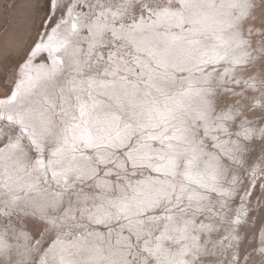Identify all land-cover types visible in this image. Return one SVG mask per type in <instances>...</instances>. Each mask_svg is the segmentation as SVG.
I'll return each mask as SVG.
<instances>
[{
  "label": "bare ground",
  "instance_id": "1",
  "mask_svg": "<svg viewBox=\"0 0 264 264\" xmlns=\"http://www.w3.org/2000/svg\"><path fill=\"white\" fill-rule=\"evenodd\" d=\"M199 2L207 3L209 0H199ZM227 2L228 0H216L217 4L224 3L226 5ZM86 4L90 7L89 3ZM166 8L172 12L182 11L186 16L193 15L196 12H202L209 16L228 19L226 15L228 9L226 7H218L215 10L181 9L180 6L172 5L166 6ZM122 10L125 9L122 8ZM122 10L120 8L117 9V6H115V8L110 6L98 9L97 13L99 17L95 14L96 19L92 21V18H88V16L83 19L80 17L78 18L75 9H71V16H73H68L70 23L68 21V24H63L61 21L58 27L50 33L48 39L46 36L39 44L48 45V47H42L39 51L35 49L36 54L35 56H30L27 67H25V64L20 67L18 84H20L21 81L24 82L21 85L22 93L18 96L15 104L4 103L0 105V113L8 114L21 109H28L33 112V115L37 117V119L30 123L35 128L37 135L32 139L36 140L34 147L41 155L34 163L30 172H22V169L28 164L27 159H24L27 152L24 151L25 149L22 147V142V151L19 148L9 147V145L15 143V137L10 134L11 140L9 145L4 149L0 147V203L15 209H23V206L31 207V205H34L39 213L45 212L50 205L56 207L65 200L63 195L66 191L63 189L68 190L73 186L76 180H73V177H81L86 180L90 176L96 174L100 169L97 165V160H99V162L103 160V164L106 166L117 160L115 164L120 168H125L124 166L126 163H124L125 161L123 158L118 159V154L112 151V149L116 150L117 148H105L103 146L100 148L86 147L79 139V132L75 134L72 133V125L80 124L81 128L88 127V124L82 123L80 119L72 120V116H79L78 103L80 102L88 105H95L91 115H86L82 120L92 124L93 130H101L100 134L106 138L101 141L102 145L112 143L113 138L118 136L124 137L126 133L130 131V129L124 127L126 124H130L133 128L136 127L137 123L147 124V116L144 115V113L147 112L153 103L157 105L167 104L170 107L179 108L182 113L183 123L174 121L172 124L165 125L166 131L162 128L147 126L137 129L136 132L138 134L140 132V135L134 140H131L135 135L133 134L131 138L125 140V144L120 147L130 145L128 150L131 151L128 152V157H150V160H146L144 163L137 161L136 165L148 166L151 164V168L153 169L166 163L165 160L161 159V156L167 152H180L187 158L182 161L183 167L177 169L176 173L171 176L164 174L163 169L159 171L161 174L156 176L150 172H146V170H129L128 172H134V174L142 172L144 176L143 178H139L141 176L130 178V176L127 175L125 182L130 189H126V183L120 181V195L118 196L114 193L106 195L100 194L98 196L99 200L104 203L97 209L105 213L100 212L95 215V219L93 217L90 218L92 223L96 225L103 224L105 227H112L115 226L111 224L113 222H118L117 225L119 226L131 222L128 228L131 229L134 227L135 231L138 232L141 230L137 229V224L145 222L146 218L150 217L151 213L149 211H153L152 214L154 213L155 215L160 214L158 211L156 212L158 209L156 207L158 205H165L161 200L162 198L172 202L168 207H175L176 204L180 202L182 196H191L195 197V199L198 197L200 198L202 194L201 191L197 190V185H199V187L203 185L201 187L204 189L215 187L219 192H223L222 182L226 178V174L223 169L221 155H227V153L234 148L232 143L235 142V139L233 136L221 137L220 132L217 133L214 131L216 127L212 125L213 121L210 118L211 106L205 113L204 105L205 100H209L210 103L212 100L210 97L212 91L210 83L212 80L210 79L211 75H209V73L213 71L220 62L214 58L215 54L210 51L214 43V40L210 39V37L213 36V28L217 26L212 25L211 21H209V26L201 27L198 25L194 30L190 31L189 29L193 28L191 24L178 26L175 19L164 20L158 16L152 17L150 21L142 17L140 23L133 20L131 21L132 24L128 25V21L125 20ZM105 11L109 12V15H107ZM160 11H157V13ZM110 14L114 16V19L110 17ZM125 14L128 16V12ZM103 16H105L106 21H104L105 18L103 19ZM71 24L86 29L92 25H101L103 28L102 33L97 34L91 31L93 38L95 37L96 40H100L102 36L105 37L104 32L108 29L112 30L111 32L116 38H124L125 42H127L126 44H131L136 53H133L134 51L127 47L122 53L119 52L116 54L115 60L110 57V59L113 60L112 65L122 68L120 65L122 62L120 61V57L122 58L121 60H125L123 61V65H125L128 62L126 61L127 58L125 57L127 55L125 54L130 53L134 57V62H138V65L133 66L134 64H132L133 60L131 58L132 62H130L124 70L135 71V68L140 67L142 72L144 71V75H147V78L141 81L136 78V80L134 79L135 82L133 80L126 82L127 80L123 81L124 79L122 76L120 80H110L93 74L87 76V59L89 60V57L87 56L88 58L85 57V59L82 57L83 54L81 51L83 47L81 43H77L81 35L79 33L80 29L72 34V39L76 42L75 48L79 52L76 59L79 60V67L81 69L80 72L74 71L73 68L69 67L72 63V58L69 56L71 46H69L67 50L60 46L64 36L72 33ZM83 25H88L89 27H84ZM145 29H147V31H145ZM49 37H52L51 41H49ZM87 41L91 43L90 50L95 49L93 48L95 43H93L92 40L89 41V38ZM115 42L116 41H114V43ZM96 49H98L97 46ZM239 51L240 50H236L235 52L231 51V54L224 61L229 65L233 57L239 54ZM43 52L48 54L51 62L44 61L40 64L36 61V58ZM151 60H153L158 67H155V64L153 65ZM206 61L212 62L209 63ZM91 66H93V64ZM161 68H163V70ZM108 69L107 71H111L109 74L113 75V67ZM53 70H55V76L49 78V74ZM182 71L186 73L178 76L177 72ZM227 71L229 70L227 69ZM235 71L237 70H234V72ZM133 72H131V74ZM232 74L233 73H231V75ZM106 76L109 77L108 75ZM70 80H74L77 86L71 96L67 93V87L69 86L68 82ZM86 81H93L94 83L89 87ZM205 89L209 90L208 95L204 93L203 90ZM197 93H199V95ZM76 97H79V101H77ZM8 98H3L0 101L6 102ZM65 99H70L71 103H65ZM60 100H62V106H60ZM111 100L116 103L117 106L121 105V100L129 101L127 104L122 103L124 106H129L128 110L126 108H121V112L116 111ZM50 107L54 108L55 111L52 112ZM62 108L65 111L62 112ZM41 112L51 121L47 130L40 127V119L38 117ZM124 114H130L133 117H131L133 121L137 123L134 124L129 119H124V121H122V115ZM112 115L119 117V119L113 121L110 119ZM202 115L204 118H201ZM173 124L175 127H173ZM15 127L16 126H11L12 129H15ZM177 127L184 130L183 138L179 140L170 139L173 136H181V133L176 131ZM201 127L216 140L215 144L218 147L217 150L211 151L208 148L205 149L206 147L204 146L207 142L202 139L203 136L201 137L198 135ZM220 127L222 129L228 128L224 130L223 133L227 134L231 131L229 127ZM66 128L69 130L66 131ZM7 132L9 131L6 129L3 131L0 130V138L5 137ZM121 134H124V136ZM161 134L165 137H169V139H164L163 143H161L160 138H150L154 136L159 137ZM154 141H158L162 146H157ZM169 144L173 145L171 150L168 148ZM48 147V152H46L45 150ZM86 148L94 149V152L98 155V159H95L92 154H89ZM58 150L59 154L53 156V153H56ZM48 153L50 154L49 160V156H47ZM213 158L219 161L220 167H213ZM188 159L193 160L192 165H188ZM38 161H43L45 167H40ZM131 162L133 163L132 160ZM112 167L113 166H109L107 168L108 173L116 171L115 169L113 170ZM133 168L135 167L133 166ZM185 168L190 169L192 179L185 177ZM53 172L57 173L55 178L52 176ZM45 177H53L55 182L61 187V193H57L54 189H50L49 187L42 188L40 186V180H43ZM197 178L199 182L191 185L192 180ZM97 179L100 186L115 188L111 184L112 180L101 176ZM160 188L165 189V191L158 195ZM174 194H176L177 199L173 196ZM154 201L155 203H153ZM121 202L124 203L123 210H121L120 207L114 206L120 205ZM0 209H2V207ZM146 213L147 216L145 218L140 216ZM172 214L173 213H170V215ZM159 218L158 216L157 219ZM157 219L151 221L148 226H156ZM97 220L102 221V223H97ZM146 223L147 222L143 223V225ZM89 234L93 235V238H90L88 235L90 239H81L82 242H80L77 247L67 243L65 238L57 239L51 252L41 255L40 259L46 260L48 264H54L55 261H59L61 255L66 258H71L76 261L77 264H122V258L127 259L125 255L127 252L123 251L121 248V245L126 244L125 241L118 239L116 243L113 241V244L107 241V248H105L97 241L99 237H103V231L93 228L89 231ZM120 235L124 236V232H120ZM165 235H168V233H165ZM94 239H96V241H93ZM0 245L4 246L0 249V252L5 247L9 246L8 248H10V246H12L11 240L1 228ZM85 245L91 253L90 256L85 257L83 254L79 255L80 250L84 249ZM161 245L165 247L161 250V252L165 253V256L159 258L172 261V258L166 254L168 248L165 243H161ZM146 247L150 248L151 246L146 245ZM69 253H71L70 257ZM172 262L177 261L173 259Z\"/></svg>",
  "mask_w": 264,
  "mask_h": 264
},
{
  "label": "rangeland",
  "instance_id": "2",
  "mask_svg": "<svg viewBox=\"0 0 264 264\" xmlns=\"http://www.w3.org/2000/svg\"><path fill=\"white\" fill-rule=\"evenodd\" d=\"M86 3H89L90 7ZM129 3H133V7H129ZM257 3H259V0H257ZM65 4H68L72 10L75 9L78 18L83 19L88 16V18H92V21H95L96 15L99 17L98 9L110 6L115 8L117 6V9H125L122 11L129 25L132 24L131 21L133 20L140 23L142 17L150 21L152 17L157 16L154 13L166 8V6H180V0H57V8L52 10L49 9L48 0H0V100L10 97L15 90L19 82L20 67L28 63L37 45L46 36L48 39L50 33L58 27L61 21L63 24H68V21L70 23L68 9L63 7ZM72 5L75 6L72 8ZM141 5H144V7H141ZM127 12L128 16L125 14ZM107 15H109V12H107ZM110 15L114 19V16ZM104 18L105 16H103ZM262 19H264V11L258 8L256 11V24L258 25ZM104 21H106V18ZM76 28V30L80 29L79 33L82 35L77 40V43H81L83 47L82 57L84 59L87 56L89 57V60L88 57L86 58L88 64L87 76L93 74L110 80H120L122 76L124 79L122 80H127L126 82L134 81L136 78L139 81L147 78V75H144V71L142 72L139 66H136L139 68H135L134 72L124 70L132 60L133 66L138 65V62H134V57L130 53L125 54L129 55L128 57L124 55L127 58L126 61H128L125 64L126 66L123 65L125 60H121V57L120 61L122 62L120 65L122 68L112 65L116 54L122 53L127 47L132 49L133 53H136L131 44H126L124 38H116L111 32L112 30L108 29L104 32L105 37L102 36L100 40H96L89 28L77 26ZM88 38L89 41L92 40L95 43L98 49L94 45L93 48L95 49L90 50L91 43L87 41ZM114 41L116 42L114 43ZM234 50L242 51H239L236 57L241 54L240 57H244L242 47L234 45L231 51L235 52ZM224 60H219V65L217 64V67L209 73L212 80L210 83L212 88L210 93L212 99L210 118L213 121L212 125L216 127L214 131L220 132L221 137L233 136L235 139V142L232 143L234 148L227 155H221L223 169L226 174V178L222 182L223 192H219L217 189L213 192L210 190L211 188L204 189L196 184L197 190L201 191L202 198L195 199L193 197L194 199H189L190 196H182L175 207H168L172 202L162 198L161 200L165 205L156 207L158 208L156 212L158 211L160 214L155 215L152 214L153 211H149L151 214L149 218H146L145 222L147 223L144 225L145 222L137 224V229L141 230L138 232L135 231L134 227L128 228L131 222L120 226L117 225L118 222H113L111 224L115 226L112 227H105L103 224L96 225L90 221V218L95 219V215L103 212L97 209L104 203L99 200L98 196L109 193L118 196L120 195L119 182L126 183L127 175L130 178L134 176L135 178L139 176H141L139 178H143L144 176L142 172L134 174V172H128L129 170H146L154 176L161 174L147 165H136L133 168V163L128 159V152L131 151L128 150L130 145L119 147L116 150L112 149L118 154V159L123 158L124 163H126L125 168L118 167L115 164L117 160L107 166L97 160V165L100 167L98 172L86 180L81 177H73L72 179L76 180L71 188L68 190L63 189L66 191L63 195L65 200L59 206L53 207L50 205L45 212L39 213L34 205H31V207L23 206V209H15L0 203V208L2 207L0 209V228L12 242L10 248H8L9 246L5 247L0 252V264H40L41 255L51 252L57 239L65 238L67 243L77 247L82 242L81 239L89 240L93 238V235L89 234V231L93 228L103 231V237H99L97 241L105 248H107V241L110 244H113V241L116 243L118 239L126 242V244L121 245L123 251L127 252L125 254L127 259L122 258V264H142V250L146 245L155 248L158 243H165L168 248L166 254L172 258V261L174 259L177 262L159 258L157 264H161V262H172V264H181V262L183 264H264V255L261 254V249L264 248V90L261 89L259 83L261 68L258 64L255 66L252 64L236 65L230 62L231 64L228 65ZM36 61L40 64L44 61L51 62L46 52L41 53ZM151 61L153 65L155 64V67H158L153 60ZM92 64L93 66H91ZM110 67H113L115 75L109 74L111 71H107ZM161 69L163 70V68ZM234 70L237 71L234 72ZM131 72L133 73L131 74ZM183 73L186 72H177L178 76ZM231 73L235 74L231 75ZM250 75L256 79L251 80ZM249 84L255 86L250 88ZM60 102V106H62V100ZM121 102L124 104L129 103V101L122 100ZM112 103L116 111L121 112V108L128 110V105L124 106L121 103L120 106H117L113 101ZM50 109L52 112L55 111L52 107ZM229 111L233 113V118L231 120L222 119L224 114ZM131 117L130 114H124L121 120L129 119L134 124L137 123ZM220 126L229 127L231 131L227 134L223 133L228 128L222 129ZM10 128L7 121H0V130L6 129L10 132H7L5 137L0 138L1 149L9 145L10 134L15 139L19 135L17 127L15 129ZM243 129H248L247 138L242 134ZM121 135L124 136V134ZM139 135L140 132L139 134L136 132L131 140ZM198 135L203 136L202 139L207 142L204 146L205 149L217 150L216 140L211 137L212 135L206 133L203 127L200 128ZM21 142L24 151L27 152L24 159H27L28 163L25 165L26 168L22 169V172H30L41 153L36 150L28 135L21 138ZM154 143L157 146L161 145L158 141H154ZM48 149L49 147L45 151L48 152ZM86 151L92 154L95 159H98L94 149L86 148ZM47 156H49V160L50 154L48 153ZM109 166H113V170L116 171L108 173L107 168ZM100 176L112 180L111 184L115 188L100 186L97 179ZM40 182L42 188L49 187L57 193L62 191L53 177H45ZM191 185H194V183ZM125 187L130 189L127 183ZM173 196L177 199L176 194ZM170 213L173 214L170 215ZM41 214L56 215L63 223L71 225V227H65L63 230L58 228L52 231H44L35 218ZM65 214L68 216V220H64ZM140 216L145 218L147 213ZM158 216L159 219H157ZM156 219V226H148L151 221ZM120 232H124V236H121ZM165 233H168V235H165ZM162 235L172 239L161 241L159 238ZM93 241H96V239ZM129 245H131V249H129ZM163 248L165 247L162 246ZM129 252H131V255ZM138 252L141 255H137ZM81 254L85 257L91 255L86 245L84 249L80 250L79 255ZM161 256H165V253L160 252L159 257Z\"/></svg>",
  "mask_w": 264,
  "mask_h": 264
},
{
  "label": "snow or ice",
  "instance_id": "3",
  "mask_svg": "<svg viewBox=\"0 0 264 264\" xmlns=\"http://www.w3.org/2000/svg\"><path fill=\"white\" fill-rule=\"evenodd\" d=\"M49 9H55L57 8V0H48ZM75 5H72L74 7ZM64 8L68 9V14L71 16V7H69L68 4L63 5ZM129 7H133V3H129ZM141 7H144V5H141ZM224 8L226 7L228 9V12L226 13L228 19L223 18H217L216 16H209L206 13L202 12H196L193 15H184L182 11L172 12L169 11L167 8L162 9L158 13H154L158 17H161L164 20H171L175 19L178 23V26H183L184 24H191L193 26L191 30H194L196 26L201 27H207L209 26V21H211L212 25H216L217 27L213 28V36L210 37V39L214 40V43L212 44L210 51L215 54V59L217 60H224L226 59L230 54L232 50V46L235 45L236 47H242L244 49V58L241 57H233L232 63L236 65H246V64H252L256 65L258 64L261 68V78L259 83L261 84V89L264 90V19L260 21V23L256 24V11L258 8H260L262 11H264V0H259V3H257V0H228L227 4L224 3L217 4L216 0H209L207 3H201L199 0H181L180 8L181 9H213L216 8ZM222 25V26H221ZM84 27H89L88 25H83ZM89 31H94L95 33L99 34L102 33L103 28L101 25H92L89 27ZM76 32V26L75 24L72 25V33L65 35L63 40L61 41V47L64 49H68L69 46H71V51L69 52V56L72 58V63L69 65V67L73 68L74 71L80 72L81 69L79 67V60L76 59L78 57L79 52L75 48V41L72 39V34ZM52 40V37H49V41ZM42 47H48V45H37L36 50L39 51ZM36 52L33 51L32 55L35 56ZM206 62H212V61H206ZM25 67H27V64H25ZM115 75V72L113 73ZM55 76V70H53L49 74V78H52ZM251 80H255L256 78L254 76L249 77ZM24 82L21 81L20 84L16 85L15 90L11 93L8 100L0 101V105L4 103L8 104H15L17 102L18 96L22 93L21 85ZM88 83V86L91 87L93 81H86ZM67 87V93L69 96L76 90V84L74 80H70L68 82ZM250 88L254 87V84L248 85ZM63 91V89H62ZM206 95L209 94V90L205 89L203 90ZM199 95V93H197ZM77 101H79V97H76ZM65 103L70 104V99H65ZM205 113L207 112L208 108L210 107V101L205 100ZM95 105H88L85 103H78V111L79 116H72V120H78L80 119L82 123L88 124V127L81 128L80 124L72 125L71 131L73 134L79 132V139L81 143L86 147H105V148H119L121 145L125 144V140L130 139L133 134L136 133L137 129L144 128V127H158L162 128L166 131L165 125L172 124L174 121L183 123L182 120V113L180 112L179 108L177 107H170L167 104L163 105H157L153 103V105L147 110L144 115L147 116V124L137 123L136 127L133 128L130 124H126L124 127L126 129H130L129 132L126 133L124 137H116L113 138L112 143H106L104 145L101 144L102 140H105L106 138L103 137L100 133V129L93 130V125L90 124L88 121L82 120L83 117L86 115H91ZM61 111H65L63 108ZM40 119V127L44 130H47L49 125L51 124V121L45 116L43 112L39 114ZM201 118H204L202 115ZM233 118V113L231 111L226 112L222 119L224 120H231ZM37 119L33 115V112L28 109H21L19 111H15L8 114L0 113V121H7L8 126H16L18 128L19 135L15 139V143L9 145L11 148H19L21 151L23 150L21 148V138H23L25 135H28L29 139L31 140V143L35 144L36 140L32 139L37 135L35 128L30 123L31 121ZM110 119L113 121L118 120L119 117L112 115L110 116ZM173 127L175 125L173 124ZM66 131L69 129L66 128ZM177 132L181 133L180 137L173 136L170 139H182L183 138V131L181 128H176ZM242 134L247 138L248 136V129H243ZM75 138V136H74ZM152 139L160 138L161 143H163L164 139H169V137H165L162 134L159 137H150ZM168 148L171 150L173 148V145L169 144ZM59 154V150L56 153H53V156H57ZM128 159L133 161V166H136L137 161L140 163H144L146 160H150V157L146 156H129ZM162 160H165L166 163L160 165V167L154 168V171H161L163 169L164 174L166 175H174L177 171V169L183 167L182 161L187 159L184 157L180 152H167L163 156H161ZM58 162V161H57ZM101 163H103V160H100ZM51 163V162H50ZM188 165L193 164V160L188 159L187 160ZM38 164L40 167H45L43 164V161H38ZM151 167V164L148 165ZM213 167H220L219 161L213 158ZM57 175L56 172L52 173V176L55 178ZM184 175L185 177L192 179V174L189 168L184 169ZM198 178L195 180H192V183H198ZM203 186V185H201ZM211 191L215 192L216 188L212 187L210 189ZM165 189L160 188L158 195L163 193ZM193 197H189V199H192ZM202 198V197H201ZM59 203V202H57ZM155 203V201L153 202ZM116 207H120L121 210H123L124 203L121 202L120 205H114ZM55 207V206H53ZM62 210V209H61ZM36 220L40 223L42 226V229L44 231H52L56 229H61L65 227H71V225L65 224L61 221V219L52 214H41L35 217ZM64 220H68V216L65 214ZM97 223H102V221L97 220ZM161 241L164 239H172L171 237L167 236H161L159 238ZM4 246L0 245V249H2ZM129 249H131V245H129ZM162 250V245L158 243L155 248H148L145 247L142 250L143 254V260L142 264H157L159 262V254ZM131 255V252H129ZM261 254L264 255V248L261 249ZM137 255H141V253H137ZM71 256V253H69V257ZM155 258V259H154ZM40 264H48V262L44 259L40 260ZM54 264H77L76 261L72 260L71 258H66L65 256L61 255L59 258V261H55ZM161 264H172V262H161ZM183 264V262H181Z\"/></svg>",
  "mask_w": 264,
  "mask_h": 264
}]
</instances>
